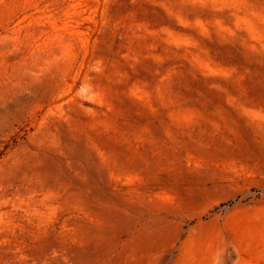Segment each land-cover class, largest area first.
I'll use <instances>...</instances> for the list:
<instances>
[{"label": "rangeland", "instance_id": "obj_1", "mask_svg": "<svg viewBox=\"0 0 264 264\" xmlns=\"http://www.w3.org/2000/svg\"><path fill=\"white\" fill-rule=\"evenodd\" d=\"M0 264H264V0H0Z\"/></svg>", "mask_w": 264, "mask_h": 264}]
</instances>
